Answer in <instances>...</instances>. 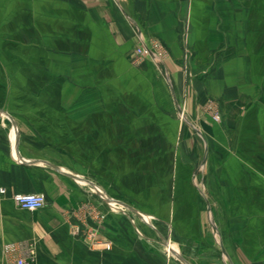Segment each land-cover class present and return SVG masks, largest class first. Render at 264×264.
Instances as JSON below:
<instances>
[{
	"label": "crops",
	"instance_id": "crops-1",
	"mask_svg": "<svg viewBox=\"0 0 264 264\" xmlns=\"http://www.w3.org/2000/svg\"><path fill=\"white\" fill-rule=\"evenodd\" d=\"M34 2L54 3L69 16L63 31L70 39L64 47L56 42L50 52L57 67L66 62L70 77L87 87L69 114L76 143L84 141L82 133H125L128 107L161 109L168 92L183 89L184 78L192 81L195 93L188 103L197 106L199 123L189 125L204 144L199 165L204 178L199 189L183 193L182 226L174 211L172 221L168 217L175 237L183 238L189 253L197 250L200 260L264 264V0ZM152 37L168 52L161 69L146 58L135 65V48ZM188 51L199 61L200 73L193 78L181 71L182 64L192 65L185 63ZM155 85V97L143 93L144 86ZM209 99L219 122L210 123L203 112ZM104 136L93 139V147H105ZM121 139L125 143L119 136V147ZM16 144L0 124V188L5 190L0 193V264H7L9 244L32 252L33 264H183L161 251L142 226L128 223L125 188L100 187L72 167L18 156ZM17 193H43L46 204L37 211L22 209L13 201Z\"/></svg>",
	"mask_w": 264,
	"mask_h": 264
},
{
	"label": "rangeland",
	"instance_id": "rangeland-1",
	"mask_svg": "<svg viewBox=\"0 0 264 264\" xmlns=\"http://www.w3.org/2000/svg\"><path fill=\"white\" fill-rule=\"evenodd\" d=\"M56 7L54 3L40 6L34 0H0V124L8 128L13 146L17 142L16 150L26 159L66 165L93 177L98 185L125 188L129 224L135 222L142 226L146 233L153 235L161 251L183 264L179 257L188 264H214L212 260H200L197 250L189 253L190 250L184 249L183 238L175 237L171 224L174 211L176 224L182 226V205L186 199L183 193L199 189L204 178L199 170L205 154L204 144L189 125L199 123L197 106L193 108L188 103L194 98L196 86L184 78L183 89L176 86L174 91L168 92L169 100L166 99L161 108L165 116L156 115L161 111L159 106L148 110L146 105L138 104L137 108L132 104L127 108L125 133H82L78 135L84 141L76 143L73 139L77 137L76 127L69 114L77 104L76 98L88 92L86 85H78L70 77L71 69L65 68L66 62L59 61L62 67H57L55 55L50 52L56 42L64 47L65 41L70 39L63 31L69 16H62L63 11H56ZM151 41L159 42L166 53L159 57H141L134 52L135 65L146 58L154 68L161 69L167 49L158 38H150L148 44ZM40 48L47 53L40 52ZM193 54L188 51L184 57L185 63L192 65L183 67L182 64L181 67V71L190 72L192 78L200 73L199 61ZM73 71L75 75L84 73ZM208 71L210 66L207 65ZM154 87L157 88L156 85L150 89L144 86L143 93H152L155 97ZM204 111L210 123L220 121L214 118L218 108L213 100H208ZM4 114L9 115L16 126ZM112 124V128H119L117 122ZM103 135L108 142L102 144L105 147H99L100 143L93 147L92 140ZM119 136L125 139V143L121 139L120 147ZM172 249L176 250L175 254Z\"/></svg>",
	"mask_w": 264,
	"mask_h": 264
},
{
	"label": "built area",
	"instance_id": "built-area-1",
	"mask_svg": "<svg viewBox=\"0 0 264 264\" xmlns=\"http://www.w3.org/2000/svg\"><path fill=\"white\" fill-rule=\"evenodd\" d=\"M135 54L138 56L159 57L166 53L165 48L157 41H151L149 44H142L135 48ZM214 118L220 119L219 113H215ZM5 190L0 188V193ZM13 201L22 209L29 211H37L42 209L46 204V198L43 193H17L13 196ZM109 246L107 245V248ZM4 251L8 253L7 264H33L34 257L32 252H25L14 244H9L4 247Z\"/></svg>",
	"mask_w": 264,
	"mask_h": 264
},
{
	"label": "water",
	"instance_id": "water-1",
	"mask_svg": "<svg viewBox=\"0 0 264 264\" xmlns=\"http://www.w3.org/2000/svg\"><path fill=\"white\" fill-rule=\"evenodd\" d=\"M7 117L10 119V121L12 122V124H13V126H16V124H15V122H14V120L9 116V115H7ZM16 146H17V144H16ZM18 156H20V154L18 155ZM130 210H132L133 212H135V213H137L138 215H139V213L136 211V210H134V208H130V207H128ZM185 264H188L185 260H183L181 257H179Z\"/></svg>",
	"mask_w": 264,
	"mask_h": 264
}]
</instances>
